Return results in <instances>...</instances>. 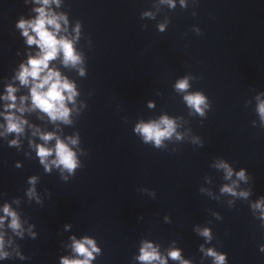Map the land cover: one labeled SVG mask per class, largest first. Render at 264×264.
<instances>
[{"label": "clouds", "instance_id": "obj_1", "mask_svg": "<svg viewBox=\"0 0 264 264\" xmlns=\"http://www.w3.org/2000/svg\"><path fill=\"white\" fill-rule=\"evenodd\" d=\"M41 2L46 6L50 3V0H37V3ZM56 2L58 3V0H56ZM181 2L183 4V0H181ZM168 3L174 6L173 0H168ZM35 11L38 13L35 19H21L16 26L22 30V35L27 38V44L36 45L39 48V52H37L35 56H30L27 60V64L20 65V70L16 74V79L19 80L21 85L30 86L29 91L32 109H39L41 112L46 113L53 122L59 120L64 123H69L70 121L68 118L70 109L66 106V101L74 100V97L77 95L75 86L66 77H63L59 71L50 68L49 64L61 53L63 54V64L65 66L69 64L75 66L80 63L81 58L76 54L72 40L64 36L58 37V33L61 31V25L58 21L63 20L67 23L66 18L62 15L57 16L50 10L46 11L45 7L36 8ZM49 26H51L52 30H49ZM161 30H163V25L161 26ZM78 31L79 26H77V33ZM30 32L34 33V35H30ZM81 75H83L82 69ZM188 88L189 80L187 77L176 83V89L179 91H185ZM6 91L7 94L3 99L10 103L5 105L6 113L3 114L7 121L5 131L6 133L20 134L24 131V125L27 121L16 116L14 112L10 110L23 113L25 111L23 105L28 97H20V106L17 107V97L15 95L17 89L9 85ZM184 99L190 107L194 108L195 111L201 115H203L202 106L208 107L206 97L199 92L186 95ZM258 111L261 118L264 119V102L259 104ZM175 128V122L167 116H164L159 122H141L137 124L135 131L143 136L145 142L152 141L155 146L159 148L164 139L172 137ZM34 134H39L40 139L45 142V144L36 145L37 155L40 159V163L44 165L45 170H50L47 160L53 153L56 158L51 161V164L56 166L62 165L63 168L67 169L70 173L77 167L75 153L66 143L56 136L55 133H39V130L36 129ZM53 139L56 141L54 148L47 147V142ZM76 142L77 141L74 139L71 140L72 144ZM10 143L15 145L17 141L13 140ZM219 167L225 169L227 177L230 178L233 175L232 169L229 168L227 164L221 163ZM237 175L240 179L245 178L243 170L237 173ZM34 181L35 178L30 182L34 183ZM222 191L233 193V189L227 186L223 188ZM29 194L32 195L34 193L30 191ZM241 195L247 196V193H241ZM255 207L262 210L261 218L264 219V201L258 202ZM3 212L5 217H11L9 227L20 234L18 230H20L21 225L17 214L12 211L7 204L3 207ZM5 217H0V226L3 225ZM201 235L210 238L208 229H204ZM3 245V236L0 234V257L7 256V253L2 251ZM72 247L74 251L83 256L84 259H68L64 257L61 259V264H90V260L93 258V251H98V249L95 248L94 241L88 238H84L83 240H75V238H73ZM89 248L92 250L90 251ZM261 251L264 252V246L261 247ZM140 252L141 254L138 259L142 262L151 264L153 261H159L160 264H166V261L159 255L157 249L150 243H145ZM207 255L214 257L215 264H225V255L218 254L212 249L207 250ZM169 256L173 260L181 259L178 250L169 252ZM181 264H188V262L181 261Z\"/></svg>", "mask_w": 264, "mask_h": 264}]
</instances>
